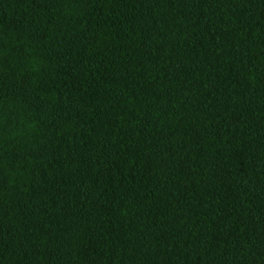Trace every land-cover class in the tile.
Instances as JSON below:
<instances>
[{
	"label": "trees",
	"instance_id": "obj_1",
	"mask_svg": "<svg viewBox=\"0 0 264 264\" xmlns=\"http://www.w3.org/2000/svg\"><path fill=\"white\" fill-rule=\"evenodd\" d=\"M0 264H264V0H0Z\"/></svg>",
	"mask_w": 264,
	"mask_h": 264
}]
</instances>
